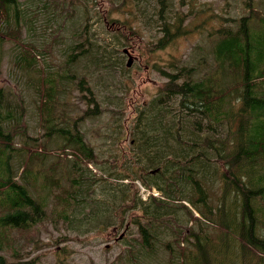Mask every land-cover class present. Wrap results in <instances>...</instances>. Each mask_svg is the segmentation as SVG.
<instances>
[{
  "label": "rangeland",
  "instance_id": "374dc122",
  "mask_svg": "<svg viewBox=\"0 0 264 264\" xmlns=\"http://www.w3.org/2000/svg\"><path fill=\"white\" fill-rule=\"evenodd\" d=\"M19 5L17 24L12 18L5 27L9 16L0 21V88L22 103L23 122L14 125L10 149L12 182L41 202L47 217L29 230H4L0 255L8 262L34 260L36 264H143L138 222L145 221L140 217V200L148 202L150 194L159 192L150 191L141 181L112 177L111 172L120 176L128 167L154 176L150 163L141 157L137 136L152 122L148 117L153 101L171 86L170 79L210 81L219 84L214 86L217 92L227 91H221L222 86L233 88L228 106L232 111L242 106L237 98L238 91L243 92L238 88L240 81L231 75L223 80L219 73L217 46L226 33H238L244 19L250 28L260 26L264 0H19ZM164 26L179 33L183 27L187 33L163 47ZM125 50L134 57L130 68ZM198 117L203 122V139L232 140L239 145L238 138L232 139L236 130L228 132L229 123L214 131L207 128V119ZM47 119L77 131L92 148L97 162L90 166L94 172L85 170L79 176L88 190L78 192L77 184L71 185L76 177L73 166L84 163L83 157L62 141L64 132L46 133ZM176 150L170 151L175 160L172 167L180 172V163L193 153L179 151L180 155ZM104 162L109 164L108 172L101 169ZM208 164L214 168L210 183L188 189L204 192L215 216L222 203L226 164L216 154ZM4 195L1 189L0 216L7 211ZM177 204L170 208L183 219L178 220L179 229L189 221L181 204L201 217L193 204ZM201 224L203 234L216 237L220 232L219 227ZM165 231L169 229L154 234V242L162 245L161 249L155 245L157 256L151 264H170L162 252ZM122 234L123 240L116 241Z\"/></svg>",
  "mask_w": 264,
  "mask_h": 264
},
{
  "label": "trees",
  "instance_id": "16d2710c",
  "mask_svg": "<svg viewBox=\"0 0 264 264\" xmlns=\"http://www.w3.org/2000/svg\"><path fill=\"white\" fill-rule=\"evenodd\" d=\"M20 9L19 0H0V21H7L8 16L10 19L5 27L11 25L12 18L14 24L18 23ZM239 30L235 35L234 32H228L229 35L226 33L217 46L219 49H216V59L221 65L219 73L223 80L231 75L237 78H233L234 80L240 81L238 88L243 92L240 95L238 91L237 98L242 106L234 111L228 106L233 88L222 86L221 91H227L217 92V87L214 86L219 84L214 85L210 81L178 83V79H170L171 86L161 91L153 101V112L148 117L152 122L137 136L142 156L139 155L150 163L148 168L154 176L149 177L142 170L128 167H125V174L120 176L111 172L112 177L120 180L141 181L150 191L157 189V196H163L160 198L150 194L148 202L140 200V217L145 221L144 226L138 222L141 248L145 253L140 257L143 264L154 263L157 256L155 245L160 249L162 245V242H154V234L161 229H169L164 232L162 252L170 264H264V19L260 26L254 28H250L244 19ZM163 32L167 34L165 40H160L163 47L187 33L183 27L179 33L171 32L167 26H164ZM2 38L0 32V45ZM219 56L222 57V62ZM28 63L26 59L24 64ZM53 92L54 87H51V95ZM20 107L22 103L14 102L11 95L0 88V190H5L2 201L3 208L7 209L0 216V250L4 230H29L47 217L41 202L34 200L24 186L12 182L10 149L16 135L14 125H19V120L23 122ZM199 115L208 120L207 128L214 131L229 123L228 132L233 128L236 130L232 139L238 138L239 145L236 140L237 143L225 139H203L200 136L203 122ZM58 123L57 120L47 119L46 133L51 136L57 131L64 132L62 141L74 147L83 157L84 163L73 166L76 177L71 180V185L77 184L78 192L88 190L85 188L86 184L79 181V176L85 170L91 174L94 172L90 166L97 165L95 154L86 144L84 136L82 138L77 131L58 126ZM185 133L188 137L184 136ZM173 148L178 149L175 153L180 155L179 151L183 155L193 153L189 160L180 163V172L172 167L175 160L170 151ZM215 154L222 156L226 171L222 176V203L214 216L209 210L212 207L209 205L210 198L204 192L195 193L188 187L198 189L205 183H210L214 168L209 167L208 162ZM167 165L170 167L166 175L164 170ZM108 168L109 164L106 162L101 166L105 172H108ZM131 189L130 185L128 191ZM230 195L232 197L229 199ZM112 197L110 196L111 199ZM182 201L193 204L200 211L201 217H196L193 209L181 204L180 209L185 212L184 218L189 221L180 230L178 220L183 219L174 215L176 210H171L170 207L177 208V203ZM103 209L109 211L105 206ZM201 223L219 227L220 232L216 233V237L203 234ZM123 238L122 234L116 241H122ZM0 264L36 262H8L0 255Z\"/></svg>",
  "mask_w": 264,
  "mask_h": 264
},
{
  "label": "water",
  "instance_id": "95a60500",
  "mask_svg": "<svg viewBox=\"0 0 264 264\" xmlns=\"http://www.w3.org/2000/svg\"><path fill=\"white\" fill-rule=\"evenodd\" d=\"M125 53L129 56V61L127 64V67H132L133 63H134V57L133 55L129 52V50H125Z\"/></svg>",
  "mask_w": 264,
  "mask_h": 264
},
{
  "label": "bare ground",
  "instance_id": "6f19581e",
  "mask_svg": "<svg viewBox=\"0 0 264 264\" xmlns=\"http://www.w3.org/2000/svg\"><path fill=\"white\" fill-rule=\"evenodd\" d=\"M106 49V48H105Z\"/></svg>",
  "mask_w": 264,
  "mask_h": 264
}]
</instances>
